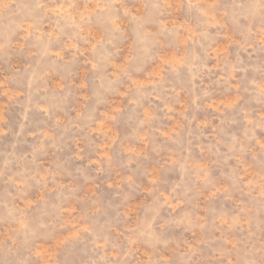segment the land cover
<instances>
[{
  "label": "rangeland",
  "instance_id": "374dc122",
  "mask_svg": "<svg viewBox=\"0 0 264 264\" xmlns=\"http://www.w3.org/2000/svg\"><path fill=\"white\" fill-rule=\"evenodd\" d=\"M0 264H264V0H0Z\"/></svg>",
  "mask_w": 264,
  "mask_h": 264
}]
</instances>
